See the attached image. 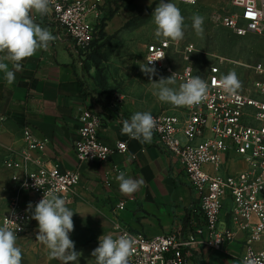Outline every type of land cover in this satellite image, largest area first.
<instances>
[{"label": "built area", "instance_id": "obj_1", "mask_svg": "<svg viewBox=\"0 0 264 264\" xmlns=\"http://www.w3.org/2000/svg\"><path fill=\"white\" fill-rule=\"evenodd\" d=\"M180 1L196 4L198 0ZM105 2L50 0L47 15L70 38L80 64L94 49L95 42L101 41L99 26ZM221 23L241 36L264 37V0H230ZM171 50L172 44L167 40L147 44L144 60L162 51L165 56L154 62L156 69L170 74L176 72L179 84L196 75L208 83L206 97L201 103L192 107L170 105L168 109L152 113L157 122L153 135L173 154L196 194V207L189 219L191 230L185 234L176 226L168 233L149 237L116 221L105 235L115 238L127 234L133 239L129 264H191L192 250L204 245L226 250L241 230L247 233L243 260L251 252L260 264H264V62L253 67L261 79L249 89L238 88L234 94H229L218 83L225 75L223 67L227 59L215 57L205 72L198 73L191 63L195 52L193 45L185 47L178 69L168 64ZM79 122V138L74 145L79 162L66 171H60L57 164L48 166L35 159L31 151H43L48 139H38L28 124L23 128L26 148L21 160L6 161L7 167L20 169L22 173L12 177L13 186L1 219V226L7 223L16 232V243L23 236L35 235L38 231V222L31 219L32 210H28L29 203L34 210L44 191H55L69 206L81 184L85 162H104L116 151L125 153L128 150L125 141L113 147L100 137L102 119L89 107L83 108ZM240 161L243 166H237ZM31 164L37 168L31 170ZM26 196L30 197L28 204ZM229 200L232 202L231 225L222 226V215ZM125 208L126 201L116 204V211Z\"/></svg>", "mask_w": 264, "mask_h": 264}, {"label": "crops", "instance_id": "obj_2", "mask_svg": "<svg viewBox=\"0 0 264 264\" xmlns=\"http://www.w3.org/2000/svg\"><path fill=\"white\" fill-rule=\"evenodd\" d=\"M34 19L57 39L50 42L46 51L38 50L34 56L21 62L23 70L16 72L13 84L8 85L4 74L0 73V117L22 131L28 124L38 139H48L43 151L33 150L31 155L48 166L57 164L60 171L73 169L79 162L74 145L79 138V116L84 107L100 115L99 135L106 143L113 147L119 141L128 143L125 153L116 151L107 161L82 165L81 184L68 206L76 212L73 220L84 215L97 218L104 213L109 219L110 229L119 221L132 231L149 237L168 233L176 226L185 234L189 233L196 194L173 154L161 146L154 135L150 143H140L122 134V122L130 120L132 115H125L94 91L92 78L80 64L63 28L47 14L43 17L34 14ZM7 147L11 150L6 161L21 160L26 148L23 134L19 137L13 134ZM130 155L135 158L130 159ZM239 163L243 164L240 161L237 165ZM36 168V165H30L31 170ZM5 169L11 189L13 175L21 174L22 170L7 166ZM120 172L132 179H142L143 184L133 194L121 193L116 180ZM29 199V196L25 197L26 204ZM120 201H126V208L116 211V204ZM6 208L0 215V226ZM231 208L229 200L222 215V226L231 225ZM37 232L23 236L16 243L22 251L21 264H48L29 254L28 249L34 244H38L39 249L45 247L36 241ZM246 238V231L238 230L235 242L226 250L210 245L194 249L191 251V264H194L192 258L197 260L196 264H243Z\"/></svg>", "mask_w": 264, "mask_h": 264}, {"label": "rangeland", "instance_id": "obj_3", "mask_svg": "<svg viewBox=\"0 0 264 264\" xmlns=\"http://www.w3.org/2000/svg\"><path fill=\"white\" fill-rule=\"evenodd\" d=\"M229 1L198 0L196 4H188L180 0H171L185 18V34L183 40L179 42L167 40L173 47L169 53L168 64L178 69L182 65V52L185 47L193 45L195 52L191 57V63L196 72H205L214 62L215 57H222L227 59L223 67L224 74L234 71L240 81L239 88L249 89L255 81L261 79L254 72L253 67L256 63L264 62V37L257 34L241 36L221 23V18L228 11ZM158 2L159 0H152L150 4L149 0H106L103 7L105 36L99 43H105L102 52L107 55V60L102 63V67L108 88L103 89L99 86L95 67L91 69L93 72L87 71L92 78L94 91L125 115L130 116L138 111L152 114L165 110L171 105L159 101L157 96L153 95L155 89L149 77L141 72L137 64V61L144 62L147 44L165 40L154 35L155 25L151 15ZM111 12H114L113 16H110ZM194 13L204 17L202 37H198L191 27V17ZM88 62L87 60L83 62L84 68ZM170 75L165 70L156 69V75L152 80L158 81L160 77L167 78ZM178 84L177 81L176 85L170 87H178ZM13 134L19 137L23 131L14 123H8L0 117V215L7 206L11 190L10 177L5 166L8 152L11 150L7 147V143ZM237 166L243 164L239 163ZM73 222L74 231L69 236L75 243V250L82 252L79 264H95L91 252L98 247V237L109 231V219L104 213H100L97 218L84 215ZM28 251L33 258L40 261L60 264L59 260L49 257L45 247L39 249L38 244H34V247H30ZM192 260L194 264L197 263V260L193 258Z\"/></svg>", "mask_w": 264, "mask_h": 264}, {"label": "clouds", "instance_id": "obj_4", "mask_svg": "<svg viewBox=\"0 0 264 264\" xmlns=\"http://www.w3.org/2000/svg\"><path fill=\"white\" fill-rule=\"evenodd\" d=\"M151 2L152 0H149L150 4ZM49 5L50 0H0V73L4 74L8 85L14 83L16 72L23 70V60L34 56L38 50L46 51L50 42L57 39L48 28L41 27L34 19V14L41 17L46 15ZM151 17L155 25V37L173 42L183 40L185 18L171 0H159ZM191 20L195 34L202 37L204 17L194 13ZM164 56L162 51H157L145 58L144 62L137 61L141 72L149 77L155 89L153 95L157 96L159 101L175 107H192L201 103L206 97L208 83L199 75L187 78L178 87H170L177 83L176 72L167 78L152 80L156 75L154 62ZM218 83L229 94H234L240 87V81L234 71L221 76ZM121 99L123 100L122 96ZM122 123V134L140 143H150L157 122L150 112L138 111L130 120L126 119ZM134 158V155H130V159ZM34 180L35 186L38 187L37 180ZM116 180L119 182L121 193L125 195L133 194L143 184L142 179H132L124 172H120ZM24 186H27L26 182ZM28 210H32L31 219L38 222L35 239L45 246L49 257L59 260L60 264H79L82 252L75 250V243L69 236L74 231L73 215L76 212L67 206L66 200L55 191H44L43 198L35 204L34 210L31 203L28 204ZM16 239V232L10 229L7 223L0 226V264H21L22 251L16 245ZM98 240V247L91 252L95 264H129L134 245L129 235L122 234L114 238L111 234H103ZM243 264L260 262L249 252Z\"/></svg>", "mask_w": 264, "mask_h": 264}, {"label": "trees", "instance_id": "obj_5", "mask_svg": "<svg viewBox=\"0 0 264 264\" xmlns=\"http://www.w3.org/2000/svg\"><path fill=\"white\" fill-rule=\"evenodd\" d=\"M113 15H114V12H111L110 16H113ZM105 26H106L105 19H102V22L100 24V38L101 39L103 38V36H105V32H104ZM104 46H105V43H99V41L95 42L94 49L87 56V59H86L87 61L91 63L89 62L86 63L85 68L86 70H91L92 67H95V69L97 70L96 80L98 81L99 86L103 89H107L108 82H107V78L105 74L103 73V67H102V63L105 60H107V55L102 52V49Z\"/></svg>", "mask_w": 264, "mask_h": 264}]
</instances>
